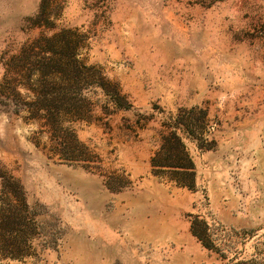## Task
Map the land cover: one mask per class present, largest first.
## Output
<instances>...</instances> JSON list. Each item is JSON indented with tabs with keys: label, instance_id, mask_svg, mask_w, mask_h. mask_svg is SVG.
<instances>
[{
	"label": "rangeland",
	"instance_id": "obj_1",
	"mask_svg": "<svg viewBox=\"0 0 264 264\" xmlns=\"http://www.w3.org/2000/svg\"><path fill=\"white\" fill-rule=\"evenodd\" d=\"M180 123L191 190L149 164ZM9 209L0 264H264V0H0Z\"/></svg>",
	"mask_w": 264,
	"mask_h": 264
},
{
	"label": "trees",
	"instance_id": "obj_2",
	"mask_svg": "<svg viewBox=\"0 0 264 264\" xmlns=\"http://www.w3.org/2000/svg\"><path fill=\"white\" fill-rule=\"evenodd\" d=\"M77 62V63H76ZM78 61L71 60L69 63L70 70H60V80L62 81L63 88L68 89L73 83V79L76 80L74 70H76ZM68 71V72H67ZM66 102L64 101V104ZM50 109V108H49ZM50 121V124L55 126V124ZM179 126V124H178ZM177 126V127H178ZM181 133L183 137L177 135L176 131L169 132L168 134L162 136L161 143L158 149L150 158V169L151 174L154 177L162 178L167 182L173 183L176 187L185 188L191 190L194 187V164L190 158L186 146L184 144V138L188 140L195 139L194 132L191 124L185 125L180 123ZM17 213L12 210H3L0 211V223L3 224L4 234L11 237L12 229L10 225L15 224L17 221ZM198 222L195 219V222L191 225L192 234L201 241V236L197 232ZM7 237V238H8ZM15 246H6V252L10 253L12 258H17L13 252L17 251Z\"/></svg>",
	"mask_w": 264,
	"mask_h": 264
}]
</instances>
